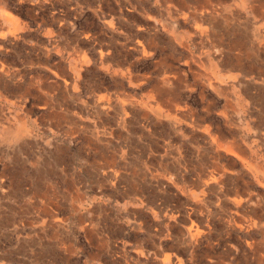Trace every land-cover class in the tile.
<instances>
[{"label": "rangeland", "instance_id": "obj_1", "mask_svg": "<svg viewBox=\"0 0 264 264\" xmlns=\"http://www.w3.org/2000/svg\"><path fill=\"white\" fill-rule=\"evenodd\" d=\"M70 1L65 4L63 0H59L51 5L49 0H0V30L12 27V24L2 18L5 12L11 13L20 27L18 44L24 51H29L34 60L38 57L39 50L47 46L50 49L53 38L64 40L67 36H75L77 31L84 30L85 27H89L91 31L98 30L97 26L102 25V18L95 14L98 11L114 14L122 11L127 15L128 21L135 24L144 21L143 11L151 16L153 26L160 18V10L156 9L154 0L143 4L139 0H131L130 3L126 0ZM253 3L258 4L257 1ZM67 9H70L72 24L62 25L58 21L42 24L41 17L50 16L53 11L58 17L65 16ZM238 12L239 16L236 15ZM246 14L247 12L235 8L229 24L248 28L250 37H253L256 27H261L264 31L262 20ZM193 25V21H188L178 28L187 35L192 31ZM50 30L53 33H47ZM51 34L54 36H50ZM198 41V37H195L190 42V48L196 49ZM187 56L186 49L177 46L176 50H172L165 46L155 57L142 58L136 63L141 72H150L154 80L161 69L160 61L165 60L174 70L179 71L167 83L169 90L196 108L211 103L213 118L221 125L224 122L223 116L218 113L224 109L236 122L244 123L247 120L251 125V139L258 138V131L264 132V86L256 84L257 88L251 89L244 81L238 82L237 77H245L240 73L236 76L239 72L237 69L228 68L221 72L224 82L221 83L220 92L213 91L191 69L186 71ZM128 60H136L135 54H129ZM257 66L258 70L252 75L258 82L260 78H264V53ZM191 68L194 69L195 66L191 65ZM45 72L41 69V74ZM83 79L85 83L81 95L76 97V101H69L67 104L70 113L79 112L81 107L78 102L82 99L91 104L104 91L100 88L101 83H109L101 64L92 61L83 72ZM142 91L143 87H138L137 95ZM202 95L205 97L202 98ZM226 96L229 97V102H226ZM41 106L42 103L35 100L26 107L30 108L27 127L36 136L35 155L26 160L24 174H14L12 170L2 177L0 184V188H17L20 179L21 188L40 192L41 196L47 197V215H54V199L62 201L63 205L58 208L60 213L56 214L62 218L57 233L41 240L44 248L37 254L40 264H111V255L118 258L121 264H159L161 258L172 252L166 239L182 226L181 222L174 223L168 219L170 208L177 204L172 193L177 188H199L191 183L193 175L188 172L184 173L187 175V182H179L174 175L165 173V168L170 170V160L165 149L169 142L175 143L193 163V147L202 143L203 138L186 126L183 134L167 128H158L151 134L138 125L129 131L123 130L115 125V110L108 117H99L93 114L91 105H88L83 106V112L79 113L82 114L86 129L66 139L61 132L64 124L54 127L52 120L48 118L50 109ZM92 133L106 140L95 139ZM257 143L264 149V139ZM57 148L61 152L60 158H55L53 154ZM112 158H116L118 162L115 167L107 162ZM37 168L41 169L40 173ZM132 186L144 188L141 205L136 199L140 195L138 192L131 191L128 196L124 194ZM253 188L257 187L253 185ZM66 190H70L72 195L74 209L71 214L66 212L68 207L62 197L63 194L67 195ZM32 202L33 199L30 200V210L35 205L33 202L32 206ZM66 216H69L68 220H64ZM4 247L10 249L7 244ZM35 256L34 251L29 254L26 264H33Z\"/></svg>", "mask_w": 264, "mask_h": 264}, {"label": "crops", "instance_id": "obj_2", "mask_svg": "<svg viewBox=\"0 0 264 264\" xmlns=\"http://www.w3.org/2000/svg\"><path fill=\"white\" fill-rule=\"evenodd\" d=\"M49 1L51 5H55L59 2V0ZM63 1L65 4L71 2L70 0ZM126 1L128 3L131 2V0ZM147 1L149 0H139L142 4ZM177 1L183 8H180L178 11H175L173 8L168 10V6L175 5L174 2ZM177 1H153L156 9L160 10V18L156 20L157 24L154 26L151 23V16H149L146 11L142 13L144 21L141 24L128 21L127 15L122 11L118 14L102 10L95 12L97 16L102 18V25L97 26L98 30L91 31L89 27H85L84 30L77 31L75 36H67L64 40L53 38L50 42V49L47 46L42 48L43 51L39 50L40 53H37L38 57L34 60L31 58L29 51H24V48L20 47L21 45L18 44V38L20 37L18 31L20 27L17 25V19L9 12L4 13L2 18L4 21L12 24V27H7L5 30L7 33L0 30V184L2 182V177L6 176V174L10 173L12 170L14 174L17 172L24 174L26 171V160L35 155L34 147H36V136L33 135L32 131L27 127V115L30 113V108H26L28 103H34L35 100L42 103V108L50 109L48 118L52 120L51 124L54 127H59L60 123L64 124V126L61 127V132L66 139L72 138L79 131L86 129V124L81 117L82 114L79 113L83 112L81 109L83 106L88 105H91L93 114L99 117H108L110 116V112L115 110V125L127 131L135 125H138L151 134L155 133L158 128H167L175 133L177 132V134H183L184 127H189L192 131L198 132L203 138L202 143H198L193 147V163L182 153L180 146L169 142L165 151L170 160L168 161L170 162V167L168 166L170 170L165 168V173L174 175V178L179 182H187L188 179L185 178L187 175L184 173L188 172L193 175L191 183H194L199 188L201 187L198 178L201 170H208L210 168L207 164L201 165L202 158L199 156V150L202 147H207V142H209L207 131L203 127L204 124L211 125L213 132H216L220 136L221 144H219V151L225 155L222 159L223 161H231L230 159L236 156V151L233 149L235 145H242L246 148L248 155L260 158V161L264 162V149L260 148L257 143V141H263L264 139V132H262V130L258 131V138L251 139V125L247 120L244 123L242 121L236 122L224 109L218 113L223 116L224 122L223 125H221L217 119H215V121L213 118L211 103L196 108L182 100L178 94L169 90L166 86L167 83H170V81L179 74V71L174 70L165 60L160 61L161 69H159L156 79L154 80H152V74L150 72H141L136 63L142 58L155 57L165 46L172 48V50H176L177 46H179L186 49L188 52V59L186 58L185 60V64H187L186 71L189 72V69H191L192 73H195L196 77L203 83H207L213 91L220 90V86H222L221 83L224 82L221 72L228 68L237 69L239 72L236 76L240 73L245 77H237L238 82L244 81L251 89H256V84H262L264 86V78H260V81L257 82L252 75L255 70H258L257 64L260 62L261 54L264 53V41L260 46L259 55H255L252 52L249 53L246 51V46L253 43L254 37H250L248 28H241L237 25L233 26L229 24L230 19H233L235 8L245 11L247 14H252L253 18L260 19L262 23H264V1ZM253 1H257L258 4H254ZM207 2L215 6L214 10L216 14H213V16H216V20L213 27L207 25L205 22V18L212 16V14L208 15L209 11L206 12L203 10L204 6L210 5ZM212 12L213 11H211V13ZM183 13L187 14L185 18ZM69 14L70 9H67L66 15L61 17H58L53 11L50 13V16L41 17L40 20L42 24L48 22L52 24L54 21H58L60 24H72ZM236 15L239 16L240 13L238 12ZM199 17H203V19L200 20V29H214L220 41L218 50L214 52V60L218 65V74L214 79L215 83H213L216 87L215 89L209 85L207 76H202V71L198 65L199 62L196 61L197 56H202L203 58L207 57L204 51L207 52L208 48L207 42L203 40V37L200 34H195L196 29L194 27ZM248 19L249 18H247V20ZM164 21L168 25V31L169 29H174L176 32L183 35L186 45L168 42V34L161 31L160 34H157V44H155L156 53L154 55L143 57L140 52L130 49L131 45L126 43V36L128 34L136 30L140 31L142 34H156L155 31L162 28L161 24ZM188 21H193L194 25L192 26V31L186 35L178 27ZM220 24L222 25L220 26ZM197 31L201 30L198 29ZM253 31H255V29ZM47 33H53V31L50 30V32L47 31ZM50 36H54V34ZM95 36L97 37L96 39ZM195 37L199 39L198 46H196V49H192L190 48V42L193 41ZM100 43H103L108 51L110 50V58H100L98 52ZM121 43H123V45H121ZM119 50L121 52H119ZM132 53L135 54L136 60H128V55ZM90 61L101 64V69L104 75H107L109 78V83H101L100 88L104 91L99 94L91 104L88 100L82 99L78 102L81 107L79 112L72 111L70 113L67 110V104L69 101H76V97L81 95L85 83L83 72L88 69ZM130 65L131 72L135 75H139V81H134L132 84H129L127 79H124V85H120L119 82L121 80L119 77H115V74L119 73L117 72L119 70L126 72V68ZM191 65H194L195 68L192 69ZM41 69L48 74L46 72L41 74ZM165 76L168 78V80L165 79L167 82L161 83L164 100H172L180 105L187 104L200 112L205 116L203 122L201 121V126L184 122L180 127L174 130L167 122L161 124L158 121L152 120V118L147 121L144 115L145 111L141 108H137V110L133 111L128 110L129 114L126 117V123L123 124L121 122V118L123 117L122 111L118 105H114L120 96V92L126 91L132 95H137L136 89L138 87H143V91L141 94H138V96L146 94L153 88L154 84L157 85L159 82L163 81ZM145 77L148 78L147 82L144 79ZM142 81L145 85L138 86L137 83H141ZM108 94H111L112 99H114L112 105L107 107L102 103L105 101ZM204 97L205 96L202 95V98ZM225 100L229 102V97L226 96ZM2 103L6 105L7 109L3 107ZM8 132H10V135L6 136ZM53 134H55V132H53ZM92 136H94L95 139L106 140L105 138H99V136L94 133H92ZM53 154L55 158H60L61 152L57 148L53 151ZM107 162L111 167H115L118 164L116 158H112L109 161L107 160ZM231 169L234 171L235 175L241 174L240 167H232ZM37 171L40 173L39 171H41V169L37 168ZM245 178L249 180L247 175L244 176V179ZM20 182L21 180L18 179L17 188H21ZM37 183H39V181H37ZM228 185H230V183ZM231 185L230 188H245L241 181H239V183H231ZM253 185L257 188H264V186L254 182H252L248 188H253ZM132 187L133 188L126 189L124 194L128 196L132 193L131 191L138 192L140 197L138 196L136 199L141 205L144 199V188H142V186L140 189L135 186ZM14 189L15 188H11L12 191ZM23 189L26 193L22 203L23 207H20L21 203L17 199L18 196L15 198L13 193L10 199L3 198L0 200V264H26L29 254L33 253V251L36 255L33 259V264H40L37 254H39L40 249L44 248V244L41 243L42 238L56 234L58 231L57 228L60 227L59 222L62 221V218L56 215L57 212L60 213L58 208L63 205L61 200L54 199V215L51 213L47 215L46 211L43 212V210H41V208L46 209L47 197L41 196L40 192L30 191L29 188ZM184 189L191 192L198 191V188H177L176 192L172 193L173 198L177 201V206H172L168 219L174 223L176 221L181 222L182 226L175 234L166 239L167 246L172 252L161 258L159 264H237L238 258H243V248L246 249L244 247L245 240L243 239L250 238L236 231H229L226 234V231L223 229V222L216 218L212 219V222L210 221V228L202 238H198L192 246L188 245L187 238L189 235L187 227L190 225V220L198 223L199 228L206 229V227H202V224H205V222H203L204 216L194 217L191 214L190 216L192 217L190 219L187 217L186 212L191 211L190 207L194 206L197 200L188 199L189 196L185 194ZM66 194L67 195L63 194L62 197L65 201V206L68 207L66 212L71 214L74 208L70 190H66ZM32 199L35 205L32 202V206H34L32 207L33 210H30V200ZM22 209L23 213L20 214V217L18 211ZM20 218L22 223H18ZM68 218L69 216H66L64 220H68ZM50 229L53 230L49 231ZM6 244L10 246V249H5L4 246ZM13 256H15V258H13ZM111 259V264H121V262H119L120 260L112 255ZM239 264L245 263L241 261Z\"/></svg>", "mask_w": 264, "mask_h": 264}, {"label": "bare ground", "instance_id": "obj_3", "mask_svg": "<svg viewBox=\"0 0 264 264\" xmlns=\"http://www.w3.org/2000/svg\"><path fill=\"white\" fill-rule=\"evenodd\" d=\"M174 3L175 5L168 6V10L173 8L175 11H178L180 8H183L178 1ZM209 4V6H204L203 10L206 12L209 11L208 15L212 14V16L205 18V22L207 25L213 27L216 20V16H213V14H216V11L214 10L215 6L211 3ZM211 11L213 12L211 13ZM186 15L187 14L183 13L184 18ZM202 19L203 17H199V20H196V26L194 28L196 29L195 34H200L203 37V40L207 42V52L204 51V53L207 54V57L203 58L202 56H197L196 61L199 62L198 65L202 71V76L206 75L209 85L215 89L216 87L213 83H215L214 79L218 74V65L214 60V52L218 50L220 41L218 40L217 33L214 29H200V20ZM221 25L222 24H220V26ZM161 26V29H157L155 31L156 34H142L138 30L132 31L131 34L126 36V43L131 45L130 49L140 52L143 57L152 56L156 53L155 44H157V34H160L161 31L168 34V42L170 41L179 45H186L183 35L176 32L174 29H169L168 31V25L165 21L162 22ZM198 29L201 31H197ZM253 37V43L246 46V51L259 55L260 46L264 41V31H262L261 27H257L255 29ZM96 38L97 37L95 36V39ZM121 45H123V43H121ZM109 51L103 43L99 44L98 52L101 59L110 58ZM119 52L121 51L119 50ZM130 67L131 65L126 68V72L119 70L117 71L119 73L115 74V77H119L121 80L119 82L120 85H124V79H127L129 84H132L134 81H139V75L133 74ZM144 79L147 82L148 78L145 77ZM165 79L168 80L165 76L163 81L159 82L157 85L154 84L153 88L148 93L143 95H132L126 91L120 92L118 99L115 98L117 99V102L114 105H118L122 111L123 117L121 118V122L123 124L126 123V117L129 114L128 110L133 111L137 110V108H141L145 111L144 115L147 121L152 118V120L158 121L161 124L167 122L174 130L180 127V125L184 122L201 126L205 116H203L200 112L191 108L187 104L180 105L172 100H164L161 83H166L167 80ZM137 85L141 86L145 85V83L142 81L141 83H137ZM111 96V94H108L102 104L107 107L111 106L114 99H112ZM203 127L207 131L209 142H207V147H202L199 150V156L202 158L201 165L207 164L210 168L208 170H201L198 178L201 188H198V191L191 192L185 189L184 191L185 194L189 196L188 199L197 200L194 203V206L190 207L191 211L186 212L187 217L190 219L192 216H204L203 222H205V224H202V227L205 226L206 229L199 228L198 223L190 220V225L187 227L189 235L187 243L189 246H192L198 238H202V236H204L210 228V221L212 222V219L216 218L217 220L223 222V229L226 231V234L229 231H236L240 234H244L245 237L248 236L250 238L243 239L245 240L244 247L246 249L243 248V258H238L237 264L241 261L245 264H264V188H248L252 182L259 183L264 186V162L260 161V158L248 155L246 148L242 145H235L233 149L236 151V156L231 158V161H223L222 159L225 155L219 151V144H221V140L219 138L220 136L216 132H213L211 125L204 124ZM9 135L10 132L6 134V136ZM232 167H240L241 174H238L239 176L235 175L234 171L231 169ZM245 175H247L249 180L246 178L244 179ZM239 181L244 184L245 188H230L228 185L229 183H239ZM10 190L11 188H0V200L3 198L10 199L13 193L15 198L18 196L17 199L21 203L20 207H23L22 203L24 201V197L26 196L24 189L15 188L13 191ZM41 210H43V212L46 211L45 208H41ZM170 210L172 209L170 208ZM22 213L23 209L18 211L19 215ZM191 214L192 216H190ZM18 223H22L21 218Z\"/></svg>", "mask_w": 264, "mask_h": 264}]
</instances>
